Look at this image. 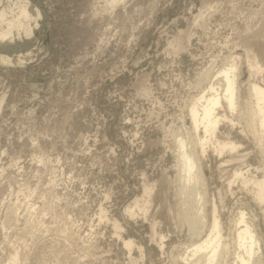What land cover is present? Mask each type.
<instances>
[{
	"label": "rangeland",
	"instance_id": "obj_1",
	"mask_svg": "<svg viewBox=\"0 0 264 264\" xmlns=\"http://www.w3.org/2000/svg\"><path fill=\"white\" fill-rule=\"evenodd\" d=\"M0 11V29L22 22L0 39V264H199L189 249L213 207L215 264L235 260L239 210L264 264V136L248 90L264 87V0H0ZM233 60L235 108H216L202 149L188 108ZM178 139L198 181L181 177ZM216 139L236 147L218 152Z\"/></svg>",
	"mask_w": 264,
	"mask_h": 264
},
{
	"label": "bare ground",
	"instance_id": "obj_2",
	"mask_svg": "<svg viewBox=\"0 0 264 264\" xmlns=\"http://www.w3.org/2000/svg\"><path fill=\"white\" fill-rule=\"evenodd\" d=\"M117 1L118 0H110V2L112 4L117 2ZM24 4H22L23 6L21 5V7L19 9V14L22 16H28L29 14H28V11L26 9V4L25 5ZM3 14H4L3 11H0V22H1L2 17H4ZM9 21H12V19L11 20L9 19ZM9 21L7 22L8 26L5 29L4 28L0 29V39L1 38L4 39L5 37H11V33H12L11 27H15V28L19 27V25L22 23V22H18L16 20H15L16 23L9 22ZM26 23H28V22H26ZM11 24H12V26H11ZM9 25L11 27H9ZM25 26H28V25H25ZM26 31L29 32L30 29L27 28ZM23 32H24V30H23ZM1 59H2V57H1ZM229 62L230 63L228 65H226V67L221 68L216 73L218 75H221V77H222V82L220 81L221 85L219 84L220 85L219 88L217 89V87H214L215 84L214 85L211 84L210 86L208 85L209 86L208 89L211 90V93L208 96H206L205 94H200L197 98H195V99H198L200 101L203 100V102L200 103V107H198L197 103L195 101L193 102V100H192V103L190 104V106L188 108V114H187L188 117H187L186 121L189 122L191 128L194 130L195 133L200 128H202V130L204 131V134H205L204 137L201 139L198 138V139H200L199 144L201 145V147H202L203 143L206 140H208L207 139L208 136L206 138V135L211 136L214 134V132L218 126L219 120L222 118L219 115H217L216 108L221 107L222 105L225 104L229 110H233L235 108V105H236L237 96H238L236 93V91H237L236 87H237V83H238V78L240 77V75H239L240 66H238L239 67V69H238L239 72H238L237 71V65L235 64L234 60L229 61ZM248 66H252V63H249ZM245 82H247V81H245ZM248 90H249L250 94L252 95V97L254 98V101H255L254 102V104H255L254 114L256 115L257 120H258L257 125H259L260 129H262V131H260V132L263 133V135L261 133V135L263 137L264 136V87L260 86L258 83L254 82V81H249V79H248ZM222 103H224V104H222ZM215 141H216V143H215L214 148L218 152H221V150L225 146H229V148H231V149L236 147L235 143H232V142H220L217 139ZM176 144L178 146L177 156L179 157V160H181V164H182L181 169H180L182 172L181 177L186 182H188L189 180H192V179L198 181L199 177H198V175H197L198 173H196V171H199V170H194V168H196L195 167V164H196L195 163L196 162L195 156L193 155L191 150H187L185 148L184 141L182 139H178ZM203 148L204 147H202V149ZM263 177H264V174H263ZM263 177H261L262 179L258 178L259 180H257V178L255 180V178H254L255 184L258 186V190H256L254 193H256L257 197L260 199H264V178ZM249 180H251V179H249ZM252 182H254V181H252ZM254 189H256V187ZM252 193H253V191H252ZM256 194H254V195H256ZM259 202H261V201H259ZM242 211H243V209H242ZM239 212H240V215L238 214L239 216H238V218H236L237 220H235L236 221L235 222L236 229L234 228L235 229V231H234L235 235H233V236H235L234 240L236 241V244H237V245L236 244L235 245H236V247L239 248L238 249L239 251H237L234 254L235 260H234L233 264H257L256 259H257V257H259L258 253H260V250H261L260 249V247H261L260 246V240L261 239H259L257 237L252 225L244 219L245 216L243 215V212H241L240 210L238 211V213ZM245 215H247V214L245 213ZM210 221H211V227H209L210 229L208 231V234L204 238H202V239L200 238L201 240H198L194 244H191V248L189 249V252L191 253V255H194L195 253H198V252L201 253V255L198 258V259H201V262L199 264H215L216 259H217V255L220 252L219 247L221 246L220 245V243H221L220 227L221 226H220L219 221H218V217H217L215 207H213V209H212V216H211ZM253 226H254V224H253ZM222 245H225V244H222ZM220 248H222V247H220ZM221 256L219 255L218 257L220 258ZM254 256H256L255 259H254ZM186 259H190V257H188V258L186 257ZM217 260H219V259H217ZM258 260H259V258H258ZM187 261H190V260H187ZM190 264H194V263H190ZM216 264H218V263H216Z\"/></svg>",
	"mask_w": 264,
	"mask_h": 264
}]
</instances>
